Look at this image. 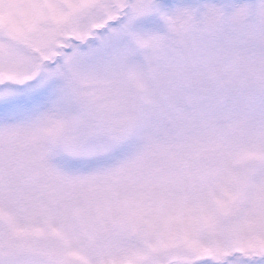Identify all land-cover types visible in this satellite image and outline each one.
<instances>
[{
    "label": "snow or ice",
    "instance_id": "snow-or-ice-1",
    "mask_svg": "<svg viewBox=\"0 0 264 264\" xmlns=\"http://www.w3.org/2000/svg\"><path fill=\"white\" fill-rule=\"evenodd\" d=\"M0 264H264V0H0Z\"/></svg>",
    "mask_w": 264,
    "mask_h": 264
}]
</instances>
